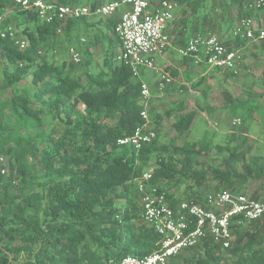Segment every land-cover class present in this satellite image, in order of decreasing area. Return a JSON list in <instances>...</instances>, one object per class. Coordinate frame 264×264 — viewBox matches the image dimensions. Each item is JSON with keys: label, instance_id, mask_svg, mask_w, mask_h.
I'll use <instances>...</instances> for the list:
<instances>
[{"label": "trees", "instance_id": "obj_1", "mask_svg": "<svg viewBox=\"0 0 264 264\" xmlns=\"http://www.w3.org/2000/svg\"><path fill=\"white\" fill-rule=\"evenodd\" d=\"M177 1L191 11L180 20V32L174 39L177 47L186 46L196 35L214 34L218 8L211 0ZM253 1L219 0V8L230 15L237 10L238 20L260 18L264 5L249 9ZM9 10L14 14L0 26V156L5 157L8 168L7 176L0 174V264H119L128 256L145 258L158 251L161 236L143 220L136 184L149 170L152 156H156V165L151 184L172 205L182 201L205 204L201 189L208 180L213 152L221 161L211 169L216 182L211 193L240 192L237 182L264 180V156L246 160L239 146L232 149L206 137L192 143L183 140L196 110L176 117L172 128L177 136L169 144L160 143L163 118L152 112L149 119L155 123L151 128L155 139L139 150L119 146L120 139L145 124L141 83L129 66L109 58L94 72L89 54L103 39L111 47L119 45L117 37L114 42L106 32L103 38L98 34L105 29L116 35L117 15L69 19L58 33L60 22L43 23L35 12L0 0V17ZM13 24L26 36L25 50L12 38L1 37ZM232 28L231 22L222 29ZM82 32L89 37L85 47ZM225 43L235 49L247 46L246 40L233 35ZM66 44L77 46L87 60L58 62L56 55L67 51ZM192 61L183 58L185 64ZM169 70L173 77L179 75L177 70ZM28 76L32 77V92L13 91L3 99L5 90ZM205 80L204 75L194 86ZM225 95L234 114L251 118L256 105L250 99L235 101ZM179 110L184 112L183 104ZM171 114L169 109L167 116ZM179 186L186 187L185 197L175 192ZM233 233L236 239L230 248L223 249L208 236L181 254L193 252L191 258L184 257L182 263L177 259L175 264H227L226 254L231 256L230 264H264V218L234 225Z\"/></svg>", "mask_w": 264, "mask_h": 264}, {"label": "built area", "instance_id": "obj_2", "mask_svg": "<svg viewBox=\"0 0 264 264\" xmlns=\"http://www.w3.org/2000/svg\"><path fill=\"white\" fill-rule=\"evenodd\" d=\"M10 1L16 8L35 12L43 23L60 22L58 33L63 32L69 19L91 15L111 17L119 14L116 34L121 48L114 61L129 66L133 76L140 80L141 100L144 104L141 116L145 120V124L138 127L132 135L120 139L119 146L122 147L130 146L139 150L156 137V132L150 128L148 113L153 94L150 85L142 79L141 72L147 69L160 75L162 90L173 81L169 72L157 67L156 56H162L173 48L182 58H191L195 65L238 73L242 49L227 45L226 40L216 34L196 35L186 46L175 48L168 27L175 20L176 12L181 9L177 0H83L81 3L69 4L55 0ZM263 5L264 0H255L248 8H260ZM9 11L0 17V26L10 16ZM263 28L252 18L246 17L238 21L232 35L234 39L241 38L247 42L259 41L264 39ZM1 37L12 38L21 50L28 46V41L19 37L12 25L1 32ZM69 55L74 64L82 62V54L75 47L69 49ZM232 124L239 126L242 120L234 119ZM5 162V157L0 156L1 167ZM1 173H7L5 167L1 169ZM152 177V170L145 171L136 179V184L143 220L161 236V247L145 258L128 256L119 264H175L184 251L196 247L208 236L223 249H227L233 242L234 225L264 218V187L259 199L246 193L221 190L207 194L205 204L182 201L172 205L164 192H158L152 186Z\"/></svg>", "mask_w": 264, "mask_h": 264}, {"label": "rangeland", "instance_id": "obj_3", "mask_svg": "<svg viewBox=\"0 0 264 264\" xmlns=\"http://www.w3.org/2000/svg\"><path fill=\"white\" fill-rule=\"evenodd\" d=\"M211 2L218 8L215 13L217 25L213 32L222 39L227 40L232 36V29L239 21L238 11L234 10L230 15L225 8L224 10L219 8V0H211ZM181 6L182 5H180V7ZM184 11H187V14H184ZM190 13L191 11L189 9H185L183 6L181 7L176 21L170 28L173 38L175 34L180 32V20L185 19ZM12 14H14V11L10 10L9 15ZM252 20L256 22L259 27H264V14H262L260 18H252ZM231 22L233 27L231 31L222 29L227 28ZM12 26L15 27V24ZM15 29L19 37L26 39V36L22 33L21 29L16 27ZM103 31L106 32L107 37H112L114 42L118 41L114 33L107 32L105 29H103L102 32L98 31V34L102 36L101 38L105 37ZM62 36L65 37L64 35ZM83 39L85 42H83ZM80 40L81 43H83V47H85V45L88 44L89 37L82 32L80 33ZM72 46L74 45H65L68 49ZM68 49L67 51L56 55V60L58 62L63 60L71 62ZM117 51L118 46H109L107 39H103L99 44L92 46L89 49V54L93 61L94 72L102 67L105 58H109L114 62V56ZM241 53L242 56L238 65L237 74H232L231 72L226 71H215L209 69L205 65L198 66L194 65V63L185 64L182 56L173 50L166 54L167 59H173L172 65L169 68H173V70L180 68L179 75L173 77L174 82L170 86H167L166 90L163 92L157 87V82L153 81L152 92L154 98L150 100L148 108L149 115L152 112L159 113L163 118L161 121L162 128L158 131L161 144H169L177 136V133L172 128L177 116L182 113L196 110L198 116L195 118L190 131L184 134V141L192 143L206 137L211 139L214 144L220 143L230 145L232 149L239 146V150L246 154V160H250L253 156H264V43H262L261 40L247 42V46L242 49ZM42 54L43 51L40 56H42ZM86 60L87 56L83 55V62ZM155 63L158 67L164 63V60L158 55L156 56ZM81 72L82 71L80 70L78 73ZM147 72L150 77L156 75L152 70H147ZM204 75L206 78L204 83L195 87L194 83H197ZM31 80L32 77L28 76L13 88L5 90L3 92V99L6 100L9 98L13 91L27 90L28 92H32L33 85ZM1 85L2 82L0 79V86ZM227 93L231 95L235 101H245L250 99V103L256 105L251 118L242 116L240 112L234 114L227 102V97L225 95ZM181 104L184 105V112L179 110ZM169 109L172 111V114L167 116ZM201 111H205L206 115ZM237 118L242 120V124L234 126L232 122ZM154 126L155 123L152 120L150 122V128H154ZM222 132L228 133L223 134ZM232 136H236V138L232 140ZM170 149L173 148L170 147ZM220 161L221 158H217V156L215 157V152L210 155V160L208 161L210 173L207 182L201 189L203 196H206L215 190L216 182L211 174V169L218 165ZM6 163L7 162L4 164ZM6 165H3V167L0 166V174L3 176H7L8 173ZM155 165L156 156H152L149 170H153ZM4 167L7 170L6 174L1 173V169ZM242 170L243 168L240 164L238 166V172L241 173L243 172ZM263 187V179H249L245 183L237 182V190L252 197H261ZM185 188V186H179L175 189V192L177 195L185 197ZM235 239L236 236L234 235L233 240L235 241ZM222 253L225 254V251H222ZM192 255L193 252H187L184 255H180L177 258L178 262L182 263L184 257L191 258ZM226 255L227 264H230L231 256L229 254Z\"/></svg>", "mask_w": 264, "mask_h": 264}, {"label": "crops", "instance_id": "obj_4", "mask_svg": "<svg viewBox=\"0 0 264 264\" xmlns=\"http://www.w3.org/2000/svg\"><path fill=\"white\" fill-rule=\"evenodd\" d=\"M153 1H156V0H153ZM83 2V1H82ZM180 13V10H178L177 12H176V18H175V20L172 22V23H170L169 24V27H168V32H169V34H170V36L172 37V35H171V33H172V31L170 30V28H171V25L172 24H174V22L176 21V19H177V15ZM118 17H119V14H116ZM91 16H93V15H91ZM96 16H101V15H96ZM87 17V16H86ZM103 17V16H102ZM104 18H109V17H104ZM116 37L119 39V37L117 36V34H116ZM172 39L174 40L175 39V35H174V38L172 37ZM84 40V39H83ZM83 42H85V41H83ZM174 46H175V48H179V47H177L176 45H175V43H174ZM72 47H75L76 49H77V47L76 46H72ZM71 48V47H70ZM69 48V49H70ZM120 48H121V42H120V40H119V45H118V51H117V53L120 51ZM78 50V49H77ZM171 50H173V51H176L177 52V50L176 49H169L164 55H162L161 56V58L164 60V63H162V65H159L158 66V68L159 69H162V70H165V71H167V72H169L170 73V70H169V67L172 65V61H173V59H167L166 58V54L167 53H169V51H171ZM79 51V50H78ZM80 52V51H79ZM81 53V52H80ZM116 53V54H117ZM178 53V52H177ZM68 54H69V50H68ZM82 54V53H81ZM70 56V55H69ZM183 59V58H182ZM82 60H83V55H82ZM72 62V61H71ZM73 63V62H72ZM189 63H194L193 61L192 62H188L187 64H189ZM195 65V64H194ZM203 66V65H202ZM179 69V70H178ZM178 69H176L178 72L180 71V68H178ZM152 72H154V71H152ZM155 73V72H154ZM141 76H142V79L143 80H145L149 85H150V87H151V90H152V86H153V81H156L157 82V87H159V89H160V91H165L166 90V88H167V86H170L173 82H174V78H173V76H172V78H173V81H172V83H170V84H166L165 85V87H164V89L162 90L161 89V87H160V83H161V78H160V75H158V74H156V75H154L153 77L151 76H149V74H148V72H147V69H144V70H142V72H141ZM171 74V73H170ZM152 94H153V92H152ZM152 98H154V97H152ZM204 115H206L205 113V111H201ZM197 116H198V113H197ZM196 116V117H197ZM223 134H227L228 132H222Z\"/></svg>", "mask_w": 264, "mask_h": 264}]
</instances>
